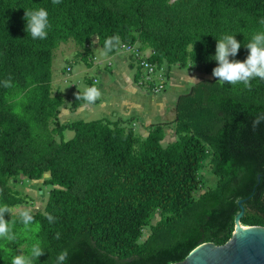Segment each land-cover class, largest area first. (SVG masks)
I'll return each instance as SVG.
<instances>
[{"label": "trees", "instance_id": "obj_1", "mask_svg": "<svg viewBox=\"0 0 264 264\" xmlns=\"http://www.w3.org/2000/svg\"><path fill=\"white\" fill-rule=\"evenodd\" d=\"M41 7L51 27L33 40L25 10ZM262 19L264 0H0V205L24 202L11 188L20 178L47 172L50 186L43 211L33 212L38 224L5 214L16 240L0 239V264L36 243L45 253L34 264H57L65 249V264H173L202 242L225 243L240 199V223L264 226V122L252 128L264 113V80L249 90L201 78L178 95L173 121L151 123L145 135L118 119L61 124L62 99L51 91L60 44L73 42L85 56L118 35L152 50L158 66L201 63L212 74L217 39L234 34L241 48L230 59L243 61ZM165 129L173 140L164 141ZM65 130L73 132L67 140ZM207 158L217 181L195 194Z\"/></svg>", "mask_w": 264, "mask_h": 264}, {"label": "crops", "instance_id": "obj_2", "mask_svg": "<svg viewBox=\"0 0 264 264\" xmlns=\"http://www.w3.org/2000/svg\"><path fill=\"white\" fill-rule=\"evenodd\" d=\"M64 44L54 50H57V53L53 52V57L57 56L58 61L71 55L72 49L64 50ZM93 46L85 56H79L76 52L64 66L53 65V69L51 68L52 94L62 99L57 115L61 124L76 120L118 119L129 121L135 131L145 135V127L149 124L173 121L176 99L194 83L192 77L197 81L209 75L201 63L189 64L186 67L172 65L165 69L166 88L158 95H151L136 83L139 72L134 60L119 52L104 57L101 54L102 49L99 47V50H95ZM67 67H70L69 71H66ZM89 71L94 73L89 76ZM92 85H96L101 91V97L96 103L88 105L83 100H78V91L82 93L86 87ZM64 133L68 138L73 135L70 130H65ZM171 133L173 134L171 129H165L164 138H169Z\"/></svg>", "mask_w": 264, "mask_h": 264}, {"label": "clouds", "instance_id": "obj_3", "mask_svg": "<svg viewBox=\"0 0 264 264\" xmlns=\"http://www.w3.org/2000/svg\"><path fill=\"white\" fill-rule=\"evenodd\" d=\"M61 0H52L53 4H59ZM48 11L41 7L36 10H25L24 19L27 21L25 31L30 34L33 40L47 39L48 29L51 27L49 23ZM264 24V19L260 21ZM121 41L118 35L107 37L104 42L102 55L104 57L117 51ZM248 49L247 58L243 61L230 59L235 57L241 48L240 42L237 41L234 34H226L217 39L215 56L213 59L217 62V66L213 69L212 75L221 83L236 85L242 83L249 90L252 88V81L255 79L264 80V32L253 35L251 41L245 45ZM191 80L196 81L195 77ZM5 88L12 87V77H7L3 82ZM101 97V91L96 85L86 87L82 93L78 91L77 99L83 100L88 105L95 104ZM262 122H264V113L258 114L252 121V128L255 130ZM13 215V209L7 204L0 205V239L12 242L16 240L13 233L14 220L11 222L5 220V214ZM22 224L27 228L35 221L33 210L30 208L17 209ZM49 223H54L55 218L51 214H46ZM57 233V239L59 238ZM22 249V248H21ZM45 250L39 243L31 247L30 254L25 255L24 251L12 257L11 264H34V261L44 255ZM69 251L67 249L60 252L57 257V264H65L68 260Z\"/></svg>", "mask_w": 264, "mask_h": 264}, {"label": "water", "instance_id": "obj_4", "mask_svg": "<svg viewBox=\"0 0 264 264\" xmlns=\"http://www.w3.org/2000/svg\"><path fill=\"white\" fill-rule=\"evenodd\" d=\"M238 200L239 212L234 218L230 238L221 245L202 242L182 261L173 264H264V226L240 223L244 207Z\"/></svg>", "mask_w": 264, "mask_h": 264}, {"label": "rangeland", "instance_id": "obj_5", "mask_svg": "<svg viewBox=\"0 0 264 264\" xmlns=\"http://www.w3.org/2000/svg\"><path fill=\"white\" fill-rule=\"evenodd\" d=\"M65 44H64L65 46H63V47H65L64 50L71 48L72 50H74V52L71 50L70 56H66V58L59 60V61H58L57 56L54 55V57L52 59L53 60L52 61V67H51L52 69H53V65L58 66L61 64L62 66H64L66 64V61L70 60L76 52H77V55H79V56L82 55V51H80V49H78V47L73 42H68ZM93 48L95 50L100 49L96 44H94ZM57 50L54 51V53H57ZM76 66H78V65H76ZM76 66H73V67L76 68ZM75 68H74V70H75ZM93 73H94V71H89L87 74L90 76ZM208 76L211 77L212 74L209 73ZM166 86H167V81L165 80L164 88H166ZM160 93H158V94H160ZM158 94H155V95H158ZM136 132H139V131H136ZM62 136H63V140L68 139L67 134L64 133ZM171 138L173 139L172 133H171L169 138L168 137L164 138V141H166L168 139L171 140ZM47 176H48V173L46 172L43 174L42 178H40L38 180H34V182H31V180H26L25 178H20V180L18 182H15L14 184L12 183L11 184L12 186L10 185L12 189L17 191L18 195H20V196H22V198H24L23 203L17 204L12 208L13 213H17V209H22V208H30L33 210V212L43 211L50 186L45 185L42 182V179L44 177H47ZM196 176H197V182H196V187H195V194H200V193L204 192L205 190L215 186L217 178L211 172L210 165L208 163V158L205 159L201 163L200 168L196 171ZM157 219H158L157 216H155L152 220V223H155L157 221ZM148 233H149V229L145 228L143 230L144 237Z\"/></svg>", "mask_w": 264, "mask_h": 264}, {"label": "built area", "instance_id": "obj_6", "mask_svg": "<svg viewBox=\"0 0 264 264\" xmlns=\"http://www.w3.org/2000/svg\"><path fill=\"white\" fill-rule=\"evenodd\" d=\"M116 52L123 53L134 60L139 72L136 80L138 86L151 95L163 91L167 75L166 68L156 65L150 60L152 50H141L136 43H121ZM107 64L109 65L110 63L108 62ZM69 70L70 67H67L66 71Z\"/></svg>", "mask_w": 264, "mask_h": 264}]
</instances>
